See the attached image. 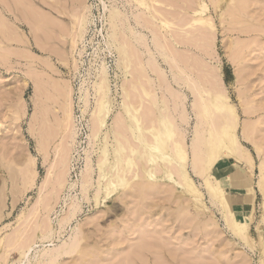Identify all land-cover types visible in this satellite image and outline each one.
Returning a JSON list of instances; mask_svg holds the SVG:
<instances>
[{
	"label": "rangeland",
	"instance_id": "rangeland-1",
	"mask_svg": "<svg viewBox=\"0 0 264 264\" xmlns=\"http://www.w3.org/2000/svg\"><path fill=\"white\" fill-rule=\"evenodd\" d=\"M112 10L118 12L115 22ZM1 15L17 33L8 39L0 28V264H38L39 255L71 237L78 238V247L59 264H261L264 192L258 176L264 158L240 125L251 126L264 156V0H0ZM138 16L148 28L138 24ZM133 30L146 33L153 50L154 33L160 48L177 58L183 69L178 81L160 52L155 71H143L149 52L136 44ZM123 51L130 60L121 59ZM33 77L63 90L47 91L42 153L30 129ZM210 92L223 93L235 105L239 141L256 162L257 196L247 238L228 225L226 218L240 212L233 209L229 181L221 171L220 181L214 173L220 160L206 170L214 196L187 165L203 191V208H195L164 177L170 166L160 160L151 165L154 149L142 145V140L161 145L162 154L178 160L173 149L178 141L190 158L195 130L203 132L206 125L203 115L198 124L193 105H208ZM136 118L153 131L140 133ZM93 121L101 129L96 136ZM32 155L34 168L24 175L23 164ZM131 158L140 161L133 170L141 178L144 169H154L159 180L145 179L152 186L141 192L145 181L129 175V184L107 196L113 167ZM88 161L91 180L83 193ZM237 165L246 169L231 161V167ZM52 169L57 181L42 190Z\"/></svg>",
	"mask_w": 264,
	"mask_h": 264
},
{
	"label": "bare ground",
	"instance_id": "bare-ground-1",
	"mask_svg": "<svg viewBox=\"0 0 264 264\" xmlns=\"http://www.w3.org/2000/svg\"><path fill=\"white\" fill-rule=\"evenodd\" d=\"M154 1H156V0H154ZM111 14H112L111 15L112 19H114V22H115V19L118 15L117 10H112ZM3 17L4 16H2V15L0 17V28H2L1 31H2L3 35H5V37H7L8 39H10L11 37H15L16 33H17L16 30H14L13 27H10L6 23V21ZM136 20H137L138 24L141 25L142 28H148L147 23H146V25H144L145 21L141 19V16L140 17L138 16L136 18ZM171 30H173V29H171ZM30 31L34 35H36V30H35V27L33 25H30ZM173 34H174V32H173ZM200 34L202 36V39H205L206 35H207V31L202 30V31H200ZM36 36H38V35H36ZM153 36H154V39H153L152 43H153V45H154L153 47H155L156 51L151 49L152 47L149 45V42L147 41L148 38H147L146 33H142L139 31L137 32V31L133 30V38H134L136 44H139L141 47L142 46L145 47L144 49H146V52H149V55H148L149 59L145 62V64L141 65L143 71H145V69L147 71L149 70L150 72L155 71L154 68H155V66H157V64H156L157 56H155V54L157 52H160L161 55H163L164 61L170 67V71L172 72V75H173L172 79L178 81L177 78L180 75L179 73L183 72L182 67L179 65L177 58L174 55H171L172 53L168 55L162 50V48H160V47H162V45L160 44L158 37L154 33H153ZM21 38L20 39L18 38V39L21 40L22 43H25V39L24 38L21 39ZM16 40H17V38H16ZM37 40L38 39H36V41ZM37 43L38 42H36V44ZM39 47H41V46H39ZM201 49L203 51H207L206 46L202 47ZM7 52H9V51H7ZM173 54H176V53H173ZM121 56H122L121 59H123V60L125 58H127V59L129 58V60H130L129 55L126 54V52L124 53V51L121 53ZM164 73H165V71H164ZM42 78L33 77V82H34L33 83L34 84L33 100L35 101L36 110H35V112H33L32 116H31V122H30L31 133L36 137L37 147H38L37 150L39 153H42L44 146H45L44 145V136H43L45 134L43 133L44 130L41 129L43 127L40 128V123L41 124L43 123L42 122L43 121V118H42L43 115L41 117V114L45 111V107H46L45 100H46V95H48L47 91L50 90V92H51L54 90V91H56L55 94L57 95V94H60L61 92H59V91L62 90L60 88V86L58 85L59 86L58 87L56 84H54V82H52V83L49 82L50 84L49 83L46 84L45 79H42ZM210 84L213 85V83H211V82H210ZM209 94L211 96V101L208 105H206V104L204 105L202 102L200 104V107L197 106V103L195 105H193V109H194L198 124L201 123L200 119H202L201 116L203 115V117L206 120V123H205L206 125H205V129H204L205 132L204 131L202 132L198 128H197V130H195V136L192 140V145H191L192 156H190V158L187 155L186 151L183 149L182 144L178 141L173 143V145H174L173 149H174L175 153L177 154V158H178V160H176L174 157H172L170 155L162 154L163 147L161 145H158V146H156V145L154 146L152 144L150 145L149 143H147L148 141L145 142L144 140H142L144 142L142 144L140 142L141 141L140 139H143L142 135H139L137 137L139 143H141L142 145L145 144V146H147V148L154 149V152L149 159V162H151V165H154L155 162L160 160L161 162L164 161L166 163V165L170 166L171 170L168 168L169 170L166 171L167 173L165 172L164 177L170 181L169 185H171L173 187L174 186L181 187L183 189V192L188 196L189 200L195 205V208H199V207L203 208V205H202L204 202V201H202L203 191L195 184L192 176L189 173V170L187 169V165L190 166L189 169H191V171L195 175H200L204 178L205 185L208 188L209 192H211L212 196H214V194L212 193V191H214V188L209 183L210 180L206 174V170L207 171H208V169L211 170L214 162L220 160L222 162V164L220 163L222 165L220 167L221 171L223 170L229 177H231V167H229V165H231L232 160H235L239 163H245L246 165L250 166V168L253 167V159H252V156L249 152V149L246 146H244L243 144H241L239 141V138H238L237 129L239 127V122H238V114H237L235 105L229 103L228 97L225 96L223 93L218 92V93L214 94V93L210 92ZM201 101H203V99ZM43 105H45V106H43ZM42 110H44V111H42ZM215 112L217 114H214ZM135 120L138 123L137 125L139 126V129L142 128L141 127L142 121H140L141 118L140 119L136 118ZM65 121H67V119H65ZM113 123L114 124L116 123L114 128H115V130H117L116 128L119 127L117 125L118 119L115 120ZM250 127L251 126L248 123H243L242 125H240V129H241L240 131L242 132V135L245 139L253 142V144L255 145L257 153H259L261 158H264L263 154L261 153L262 147L260 145V142L255 141V139L253 137V132H252ZM147 128H145V129L147 130ZM145 129H143V128L140 129L141 130V131L139 130L140 133H143L142 130L146 131ZM98 130H101L99 127L98 121L97 122L93 121V125L91 127L92 135L96 136ZM148 130H150V129H148ZM150 131H153V130L151 129ZM207 132H208V134L206 137L204 133H207ZM144 133H146V132H144ZM154 137L157 138L158 136L155 134ZM123 145H125V144H123ZM135 151L136 150H134V153H135ZM239 151H240V153H239ZM132 152L133 151H131V153ZM237 152L239 153V155H234V153H237ZM139 153H141V152H139ZM139 157H140V155H139ZM210 157H213L214 159L210 160ZM69 158H70V156H69ZM131 159H127L126 161L121 160L122 162H125V163H121L124 165L119 166V162H117L118 164H116L113 167V172H114L113 175L114 176H112V178L113 177L114 178H113V182H111L109 184L110 189L107 192V196H110L113 193V191H115L117 188H119L125 184H129L131 182L130 180L127 179V178H130L129 175L132 176V178L134 180L141 178L140 175L138 173H136L137 171L135 172L133 170V168H135V166L137 164H139L140 161L138 163H136V162H134L135 160L133 161L134 158H131ZM146 159H148V158H146ZM35 161H36V157L34 155H32L31 158H29V161H26L23 164L24 175H28L29 171L32 172V170L34 168ZM141 161H142V157H141ZM61 162H63V161H61ZM143 162H144V160L142 161V164H143ZM141 165H140V167H143ZM152 167H150V168H152ZM225 167H226V169H225ZM155 168H157V167H155ZM259 169H260V174L258 176L259 177L258 185H259L260 189L264 192V159L261 160ZM91 170L92 169L90 166V162L88 161L86 164V168H85L84 172H82L83 174L81 177L82 178V191H83V193H86L87 188H88V183L91 180ZM249 170H248V172H249ZM144 172H145V176L143 174L144 177L141 178L144 181H145V179H146V181H153V182H157L159 180V177L156 175L154 169H144ZM215 172L217 173V180H219V178H218L219 170L216 169V171H214V173ZM221 174H223V173H221ZM53 177H54V169H52V171L51 170L48 171L46 178L43 180V183L41 184L42 190L47 189V188L49 189L51 187V184H53L54 179L56 180V176L54 178ZM59 178H61V177H59ZM141 181L139 183H141ZM146 181H145V183L142 182L140 184L141 192H143L144 190L148 191L146 189L150 188L152 186V184H149V182H146ZM73 184H72V186H73ZM256 184H257V182H256ZM98 186H99V183H98ZM219 187L221 188L224 186L220 185ZM248 188H249L248 196H251V198H253L254 191H253L252 181H250ZM262 207L264 210V196H263V201H262ZM72 214H74V213H70L67 215V217L61 219L60 224L63 225L68 220H70V217L72 216ZM226 219H227L228 225L230 227H232L235 230V232H237L238 234L239 233L244 234L245 238L248 237L250 215L240 212V215H238L236 217H232V219L229 217H227ZM45 234L48 235L49 233L48 234L45 233ZM259 237L261 238V236H259ZM78 242H79L78 238L71 237L69 241H65L63 244H61L57 248H55L54 251L51 249L44 251V253H42V255L38 256V259H37V261H39L38 264H59L58 259L61 256H63L64 254H70L72 251L76 250L78 247V244H79ZM261 258H263V257H261ZM260 263L264 264V258L261 260Z\"/></svg>",
	"mask_w": 264,
	"mask_h": 264
},
{
	"label": "crops",
	"instance_id": "crops-1",
	"mask_svg": "<svg viewBox=\"0 0 264 264\" xmlns=\"http://www.w3.org/2000/svg\"><path fill=\"white\" fill-rule=\"evenodd\" d=\"M182 120L183 122L184 121L186 122V118ZM252 159H253V164H254L252 168H250V166L246 165L245 163H239V162L238 163L246 167V169L241 168L240 165H237L236 167H233V166L231 167V165H229V167H231V177L225 174L223 170L221 171L220 170L221 168L217 169L219 170V173L220 171L221 173H223V174L220 173V176L222 175L223 177H225V179H227V181H229L230 185L226 189L230 193L229 195H230V199H231L234 209L241 213L250 215V218L252 216L253 209H254V208L252 209V206L255 203V199L257 196V193L255 191L256 185H255V182L252 176V172L256 170L257 166H256V162L253 157ZM250 181H252L253 183V191H254L253 198H251V196H248V191H249L248 186L250 184Z\"/></svg>",
	"mask_w": 264,
	"mask_h": 264
}]
</instances>
